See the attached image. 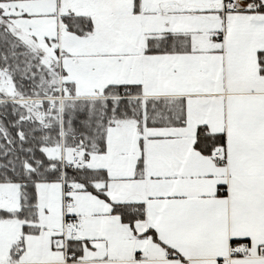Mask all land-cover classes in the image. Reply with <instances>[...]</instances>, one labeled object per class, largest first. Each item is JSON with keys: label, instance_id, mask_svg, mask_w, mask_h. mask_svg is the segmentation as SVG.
<instances>
[{"label": "snow or ice", "instance_id": "obj_1", "mask_svg": "<svg viewBox=\"0 0 264 264\" xmlns=\"http://www.w3.org/2000/svg\"><path fill=\"white\" fill-rule=\"evenodd\" d=\"M0 264H264V0H0Z\"/></svg>", "mask_w": 264, "mask_h": 264}]
</instances>
